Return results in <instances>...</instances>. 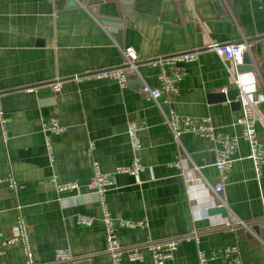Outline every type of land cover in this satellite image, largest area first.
Returning a JSON list of instances; mask_svg holds the SVG:
<instances>
[{
	"label": "crops",
	"instance_id": "obj_1",
	"mask_svg": "<svg viewBox=\"0 0 264 264\" xmlns=\"http://www.w3.org/2000/svg\"><path fill=\"white\" fill-rule=\"evenodd\" d=\"M217 1L0 0V98L7 120L4 133L0 128V234L9 236L22 219L35 264H111L101 206L88 189L92 164L113 174L135 158L142 170L116 173V184L105 192L114 222H143L132 229L115 228L122 248L143 253L141 262L123 259L122 264H153L144 243L181 238L164 264H198L199 251L207 264H264L260 234L223 226L239 220L247 228L264 229V165L256 179L237 124L239 90L207 48L209 41L251 45L252 69L233 76L261 117L255 129L264 157V1ZM98 17L120 21L113 29L119 40ZM124 49L137 55L140 79L124 87L111 80L74 79L121 65ZM187 51L198 57L183 65L177 93L146 100L141 85L159 86V69L148 61ZM54 81L61 83L58 93L48 87ZM170 112L206 120L215 139L183 133L175 141L166 124ZM50 119L65 131L46 133L43 126ZM130 124L137 128L138 151L130 145ZM219 139L235 140L236 148L223 189L215 193L221 177ZM68 182L79 188L57 189ZM212 208H221L223 215L209 214ZM79 216L92 223H79ZM231 247L236 253L225 254ZM59 249L68 251L72 261H56ZM0 264H24L21 245L7 247Z\"/></svg>",
	"mask_w": 264,
	"mask_h": 264
},
{
	"label": "built area",
	"instance_id": "obj_2",
	"mask_svg": "<svg viewBox=\"0 0 264 264\" xmlns=\"http://www.w3.org/2000/svg\"><path fill=\"white\" fill-rule=\"evenodd\" d=\"M189 4V0H181ZM264 1V0H259ZM207 48L214 52L219 58L220 62L225 65L226 72L232 77L234 85L239 90L238 101L241 106V115L237 119V124L241 127V137L249 146V159L252 162L253 171L256 179H259L261 175L262 166L264 165V157L261 146L257 140L256 125L261 122V117L258 115L254 103L249 100L246 95L240 90L237 73V66L241 64L242 58L247 52L250 51L251 45L249 43H235L228 45L216 44L213 41H209ZM123 55V63L115 68H107L102 70L92 71L85 75L75 76V80H111L116 82L119 86L124 87L128 84L132 78H139L140 75L137 69L138 58L132 49H124L121 51ZM197 52L187 51L181 52L175 55L166 57H156L148 61V63L154 67H158L157 74L158 88L153 89L146 84H142L140 87L141 93L148 101L157 102V99L162 95H172L177 93L178 84L183 80L185 75L184 64L191 63L197 60ZM231 64L229 68L226 64ZM48 87L53 93H58L61 89V83L54 81L48 84ZM34 88H27V91H33ZM7 123L4 117L2 108V102L0 98V128L4 133V128ZM166 124L170 129L175 141H178L179 137L183 133H192L202 138L214 140L212 128L206 120L197 121L191 117H183L170 112L166 117ZM44 131L49 134H61L65 129L56 122L55 119L48 120L44 126ZM127 134L129 136L130 145L133 151L140 149V141L137 136V128L135 124L128 126ZM222 149L218 152V158L216 160V167L221 174L218 184L214 187V192L218 193L222 191L223 184L226 181L225 173L231 167V156L236 148V142L221 140ZM93 174L88 183V189L92 191L96 196L98 203L102 210V222L104 226L105 235V253L109 256L111 264H122L123 259H127L130 262H141L143 260V253L138 248H122L118 243L115 235V228H136L143 226V222H133L128 220H119L114 222L110 217L107 206L105 203V192L107 189L113 187L116 184V173L138 174L142 170V165L139 160L135 158L130 166L119 167L113 174H105L100 171L97 163H93ZM179 167V164H175ZM9 184L12 188H15V184L12 180H9ZM57 189L64 192L76 191L79 187L76 183L68 182L58 184ZM78 222L84 225H90L92 220L85 216H79ZM116 223V224H115ZM225 228H232V226H242L249 230L247 226L239 221L233 220L232 222L223 223ZM186 238V237H185ZM184 238V239H185ZM188 239V238H186ZM196 239V238H192ZM183 240L175 239L164 242H146L143 244L142 249L147 250L152 258L153 264H164L166 261L173 258L174 252L177 250L178 245ZM14 244H19L22 247L24 264H35L33 254L30 248L28 240V231L25 222L22 219H18L17 222L11 227L10 235L4 237L0 234V255L4 253V250ZM225 254H235V248H226ZM54 258L58 262L72 261L71 255L65 250H56ZM198 264H207V260L203 252L198 253Z\"/></svg>",
	"mask_w": 264,
	"mask_h": 264
},
{
	"label": "water",
	"instance_id": "obj_3",
	"mask_svg": "<svg viewBox=\"0 0 264 264\" xmlns=\"http://www.w3.org/2000/svg\"><path fill=\"white\" fill-rule=\"evenodd\" d=\"M214 2L215 5H219L217 0H212ZM70 6H75V4L73 3V1L69 2ZM91 12L94 16L97 15V9L94 7L91 9ZM98 21L101 23V25H103L107 31L113 35L117 40H119L118 37V32L116 30L113 29H117L120 27V21L114 18H109V17H98ZM120 42V41H119ZM249 57L247 56V54H245L242 58V62L241 65L237 67V70L239 72H243V71H250L252 69L251 65L249 64ZM233 94L235 95V97H237V91H233ZM218 98L222 101L225 96L220 93L218 95ZM198 157L197 155L193 156V158ZM209 214H220L223 215V210L221 208H212L208 211ZM249 231H252V229L257 232L258 234H260L261 238L264 239V229H257V227H253V226H248ZM251 229V230H250Z\"/></svg>",
	"mask_w": 264,
	"mask_h": 264
}]
</instances>
